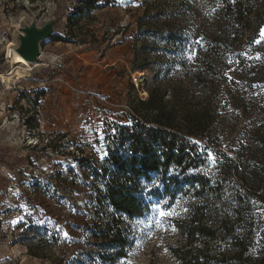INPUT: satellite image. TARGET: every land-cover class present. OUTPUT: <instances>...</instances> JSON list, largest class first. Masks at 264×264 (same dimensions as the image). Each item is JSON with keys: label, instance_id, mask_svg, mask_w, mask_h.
Masks as SVG:
<instances>
[{"label": "rangeland", "instance_id": "rangeland-1", "mask_svg": "<svg viewBox=\"0 0 264 264\" xmlns=\"http://www.w3.org/2000/svg\"><path fill=\"white\" fill-rule=\"evenodd\" d=\"M80 1L0 0V264H105L91 242L89 191L75 158L106 157L109 126L152 88L190 109L210 108L206 160L197 173L210 184L199 198L200 184L177 192L157 177L145 183L149 209L142 217H122L129 247L114 264H181L176 250L201 245L216 259L222 253L234 259L229 248L239 240L255 251L264 239L261 203L247 221L229 226L242 227L238 238L221 225L218 241L191 244L184 229L212 193L234 208L248 200L234 168L246 161L264 117L254 79L264 44L246 46L251 32L236 24L224 51L248 52L217 59L213 40L228 25L224 0H97L90 15L70 24ZM244 1L257 24L264 21V0ZM48 22L63 41L44 43L38 64L20 63L26 73L18 76L9 51L19 46L22 29ZM237 33L241 45L233 40ZM154 209L172 214L160 217Z\"/></svg>", "mask_w": 264, "mask_h": 264}, {"label": "trees", "instance_id": "trees-1", "mask_svg": "<svg viewBox=\"0 0 264 264\" xmlns=\"http://www.w3.org/2000/svg\"><path fill=\"white\" fill-rule=\"evenodd\" d=\"M97 2L81 0L80 6L69 18V23H74L81 15H90L97 8ZM223 3L228 12V25H222L213 40L216 48L214 55L220 60L229 53L239 55L248 52L240 46L224 51L231 30L236 24L248 26L251 33L248 36V45H245L257 50L264 44V37L261 36L264 21L257 24L259 20L254 19L255 10L244 0H224ZM238 34L233 36V40L241 45L243 39ZM51 41L60 42L63 39L53 36ZM258 52L255 56L258 67H254V79L257 80L255 91L260 94L256 97L264 101V87H258L261 84L264 86V55L262 57L260 51ZM147 93L146 100L136 98L129 103L123 121L109 126L105 137L106 157L100 161L90 157L75 158V169L82 170L84 186L89 191L90 200L87 205L92 219L91 242L105 254V264H114L116 259L125 257L129 247L122 217H142L149 209L145 183L157 177L163 186L173 187L177 192L200 184L202 194L199 198H204L210 184V179L197 174L206 160L203 159L205 149L202 144L208 139L212 129L210 108L193 110L179 105L171 94L160 88L149 89ZM242 113L248 115V111ZM253 134L246 161L239 160L234 168L243 184V194L248 200L234 208L222 201L219 192L217 195L212 193L208 198V205L199 208L193 214L189 226L184 229L191 244L205 239L218 241L221 225L225 227V233L234 234L238 238L242 227L234 225L231 230L229 226L239 221H247L246 216H250L256 203L264 205V117L254 127ZM75 169L71 167L69 171L78 177ZM60 175L61 173L58 176ZM259 208L264 210V207L257 209ZM108 210L112 211L111 219L104 218ZM249 238L256 239L254 235ZM246 243L245 240H239L230 246L229 251L234 259L229 258L228 253H222L221 258L216 259L206 245L176 250L175 255L181 264H231L232 261L234 264H264V239L255 251Z\"/></svg>", "mask_w": 264, "mask_h": 264}, {"label": "water", "instance_id": "water-1", "mask_svg": "<svg viewBox=\"0 0 264 264\" xmlns=\"http://www.w3.org/2000/svg\"><path fill=\"white\" fill-rule=\"evenodd\" d=\"M55 35L52 22L46 23L43 27H37L33 23L22 29L20 44L16 48L17 53L28 63L37 64L41 57V48L44 43L51 41Z\"/></svg>", "mask_w": 264, "mask_h": 264}, {"label": "bare ground", "instance_id": "bare-ground-1", "mask_svg": "<svg viewBox=\"0 0 264 264\" xmlns=\"http://www.w3.org/2000/svg\"><path fill=\"white\" fill-rule=\"evenodd\" d=\"M9 53H10V55H11V58L13 59V63L14 64H16L17 66H16V74L19 76V75H22V74H24L25 75V73H26V71L24 70V69H22L21 67H20V63L22 64H26V63H28V62H26L21 56H19V54L17 53V51L15 50V49H11L10 51H9ZM30 64V63H29ZM38 64V63H37ZM4 81H5V79H4Z\"/></svg>", "mask_w": 264, "mask_h": 264}, {"label": "snow or ice", "instance_id": "snow-or-ice-1", "mask_svg": "<svg viewBox=\"0 0 264 264\" xmlns=\"http://www.w3.org/2000/svg\"><path fill=\"white\" fill-rule=\"evenodd\" d=\"M261 36L264 37V30H262L261 32ZM211 156V154H209ZM155 211H158L159 212V216L160 217H165V216H168V215H171L172 212L171 211H164V210H160V209H154ZM174 211V210H173ZM157 224L160 223L159 220L156 221Z\"/></svg>", "mask_w": 264, "mask_h": 264}]
</instances>
